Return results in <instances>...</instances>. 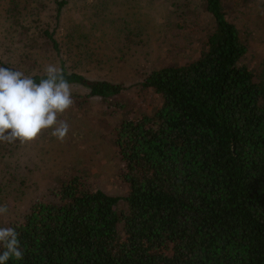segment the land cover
Segmentation results:
<instances>
[{
    "label": "trees",
    "instance_id": "1",
    "mask_svg": "<svg viewBox=\"0 0 264 264\" xmlns=\"http://www.w3.org/2000/svg\"><path fill=\"white\" fill-rule=\"evenodd\" d=\"M200 1L211 19L206 50L145 74L141 88L161 104L113 129L123 196L78 174L59 178L50 200L10 225L24 256L7 264H264V58L254 68L244 62L248 47L226 8L246 0ZM52 3L58 24L66 1ZM48 9L42 0H0L15 45L0 66L38 81L41 60L61 56L42 19ZM64 72L87 97L125 89Z\"/></svg>",
    "mask_w": 264,
    "mask_h": 264
},
{
    "label": "rangeland",
    "instance_id": "2",
    "mask_svg": "<svg viewBox=\"0 0 264 264\" xmlns=\"http://www.w3.org/2000/svg\"><path fill=\"white\" fill-rule=\"evenodd\" d=\"M42 1L49 6L42 19L60 42L61 56L42 59L41 67L58 63L68 73L123 84L125 89L103 99L87 97L88 90L72 86L74 105L61 117L71 126L64 141L47 129L29 143H0V205L8 207V214L0 215V227L20 220L36 201L50 200L59 178L70 174L123 196L125 189L116 176L120 161L114 127L151 114L162 99L141 88L144 75L197 59L211 32L210 16L200 0H65L58 24L52 0ZM226 4L248 47L244 62L254 68L264 58V0H246L234 10ZM8 26L0 16L1 60L15 47L5 38ZM70 34L75 38L71 55L66 51Z\"/></svg>",
    "mask_w": 264,
    "mask_h": 264
},
{
    "label": "clouds",
    "instance_id": "3",
    "mask_svg": "<svg viewBox=\"0 0 264 264\" xmlns=\"http://www.w3.org/2000/svg\"><path fill=\"white\" fill-rule=\"evenodd\" d=\"M43 75L0 66V143H29L42 131L64 141L71 130L61 117L74 105L72 86L58 63L43 66ZM7 205H0V215H7ZM0 264L22 260L24 253L14 227H0Z\"/></svg>",
    "mask_w": 264,
    "mask_h": 264
}]
</instances>
